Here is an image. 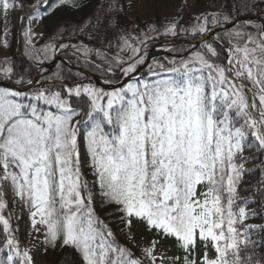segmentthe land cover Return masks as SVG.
Masks as SVG:
<instances>
[{"label":"snow or ice","instance_id":"1","mask_svg":"<svg viewBox=\"0 0 264 264\" xmlns=\"http://www.w3.org/2000/svg\"><path fill=\"white\" fill-rule=\"evenodd\" d=\"M65 3L58 0L56 6ZM47 4L36 0L22 19L38 20ZM17 8L24 9L23 0H0L5 16ZM223 20L233 22L229 15ZM206 23L207 18L192 31L205 33ZM212 23L220 21L213 16ZM176 27L173 22L166 31L175 35ZM248 27L246 22L226 33L223 59L207 44L179 64H157L139 78L132 74L144 57L121 37L134 57L126 67L117 63L131 82L116 86L119 81L106 80L111 90L83 84L64 95L0 87V183H10L28 209L35 239L45 251L59 242L78 255V264H144L96 215L82 172L86 164L104 202L118 206L126 225L136 219L160 239L174 238L184 250L183 264H264L252 238L254 232L264 234V224L247 223L258 212L240 189L248 160L264 154V25L255 31ZM23 35L27 46L36 34L28 27ZM50 50L48 45L42 51ZM76 50L85 57L94 51L87 45ZM12 71L7 67L4 74ZM72 97L80 98L77 106ZM250 194L264 201V180ZM5 207L0 195V211ZM258 207L264 210V203ZM0 225L7 248L0 264H34L10 220L0 215ZM157 243L142 250L149 264L158 259ZM199 245L204 251L196 256Z\"/></svg>","mask_w":264,"mask_h":264},{"label":"trees","instance_id":"2","mask_svg":"<svg viewBox=\"0 0 264 264\" xmlns=\"http://www.w3.org/2000/svg\"><path fill=\"white\" fill-rule=\"evenodd\" d=\"M126 1L76 0L74 5L73 0H67V3L56 6L58 0H48V4L43 5L39 9L43 18V34L35 45L26 46L23 32L27 29L28 20L22 18L30 13L32 3L31 0H23L24 9L18 8L20 14L19 22L10 28L7 34H3V40H7V47H5L7 54L5 58L0 59V81L17 87L25 86L28 84L27 81L32 80L51 60L59 57L70 67L57 63L38 79L31 90L25 92L33 93L38 89L44 88L50 91H60L62 94L67 95V88H74L76 85L83 84L93 85L87 82L84 76L73 71V69L83 70L103 83L106 80L115 83L124 78L117 61L126 62L124 64L126 67L127 62H130L134 57V53L131 48L125 46L121 37L127 40L128 44L139 48L138 55L145 57L147 53L149 54L159 44L174 41L190 42V40H196L217 28L229 25L230 23L224 22V15H229L233 22L242 17L261 16L262 22H264V4H260V0H220V11L218 13L199 17L191 16L187 4L180 2L178 4V16L175 19L162 21L157 16L148 23L133 22L127 18ZM252 4H260V6L252 8ZM51 12L57 14L53 21L49 19L53 15H49ZM213 16H216L220 21L219 24L214 25L212 23ZM205 18H207L206 27L208 30L203 34L193 32L194 26L204 23ZM173 22L177 25L175 35L166 31ZM244 23L246 22L238 23L232 28L214 34L212 39L204 41L192 51H188V48L183 46L168 48L164 56L158 57L144 68L141 77L147 76L149 68L155 69L157 64L162 63L170 66L173 61L179 64L182 60L190 58L192 53L202 51L207 44H212L220 52L221 59H223L228 48L226 33L233 31L235 27ZM247 24L250 25L247 28L248 31H255V28L260 26L258 21L247 22ZM48 45H51L53 50L45 53L42 50ZM60 45H67V47L61 48ZM82 45H87L94 51L85 57L76 50ZM97 49L99 50V55L96 54L95 50ZM7 67H11L13 71L6 76L4 69ZM110 67L111 71L109 70ZM20 79H23V83L17 84L16 81ZM71 99L74 106H77L80 102L78 97H72ZM76 119H79V117ZM81 151L82 153L85 152L83 144L81 145ZM251 151L254 152L255 149ZM245 155H249V152L246 151ZM262 161H264V154L252 156L248 160L246 168L249 171L245 174L240 185L241 195H248L249 207L258 212V215L250 216L247 221L249 224H264V210L258 207V203H264V201H257L250 194L256 191L258 181L264 180V175H262L264 173V165H262ZM82 172L84 178L89 182V188L93 192L92 207L96 215L113 231L118 243L129 248L135 257L144 260V264H149L142 257L140 250L130 246V238L128 236L130 227L121 219L123 213L117 211L118 206L104 202L98 186L94 184L95 177L86 164L82 168ZM3 201L6 207L0 211V215H4L5 218L10 220V225L14 230L13 234L20 241V246L23 249L29 239L31 229L28 209L21 202L20 216L17 222L14 223L11 219L12 202L8 204L4 198ZM252 238L259 242L256 248L257 257L264 258V234L254 232ZM4 240L5 234L2 231V225H0V249H2L0 251V259H3L6 253L4 251ZM167 241L172 248L173 257L180 258L179 261H173L172 264H183L184 250L177 246L174 238H167ZM44 248L45 246L43 245ZM45 256L51 259L50 264H70V262L78 264L79 261L78 255L72 249L61 247L59 242L55 247H48L47 251H45Z\"/></svg>","mask_w":264,"mask_h":264},{"label":"rangeland","instance_id":"3","mask_svg":"<svg viewBox=\"0 0 264 264\" xmlns=\"http://www.w3.org/2000/svg\"><path fill=\"white\" fill-rule=\"evenodd\" d=\"M185 3L188 6V10L191 16L199 17L202 15L214 14L220 11V0H127V18L131 21H141L148 23L153 21L155 17L162 21H170L178 16L179 3ZM32 5L36 3V0H31ZM53 13H49V15ZM32 15H35L32 14ZM57 14H53L49 19L50 21L56 18ZM20 20L19 9L10 10L7 16L3 12H0V59L6 57V48L4 46L3 34L5 30H10L16 23ZM27 28L31 27L32 31L36 34L32 37V44L35 45L39 38L43 34V18L40 14L38 20H33L31 24L27 22ZM154 49V48H153ZM167 48H160L154 51L155 54L159 53L164 56L166 54ZM157 59V58H156ZM52 61V60H51ZM50 61V62H51ZM141 65V64H140ZM139 68V66H138ZM135 73L132 74L134 76ZM125 77V76H124ZM141 77V76H140ZM139 78V77H138ZM131 82V81H130ZM0 192L5 201L9 204H13V211L11 219L14 223L17 222L20 216V204L21 201L15 196L14 191L10 183L3 182L0 183ZM30 235L23 249H31V253L34 258V264H50L51 259L46 258L45 251L43 249V244L38 243L35 239L37 233L33 230L30 222ZM39 227V225L37 226ZM42 232V228H41ZM129 238L130 246L136 248L142 252V250L150 245L152 241H159L156 245L155 254L158 257L156 264H160V258L164 257V264H172L173 261L166 259L168 257H173L172 248L166 239H160L155 230L149 231L146 224L142 221L133 219L132 224L129 228ZM40 240L43 239L41 235ZM4 251L7 252V248L4 247ZM203 245H199L195 253L196 256L203 254ZM209 255H212L211 250H209ZM143 257V253H142ZM144 258V257H143ZM145 259V258H144ZM147 260V259H146Z\"/></svg>","mask_w":264,"mask_h":264},{"label":"water","instance_id":"4","mask_svg":"<svg viewBox=\"0 0 264 264\" xmlns=\"http://www.w3.org/2000/svg\"><path fill=\"white\" fill-rule=\"evenodd\" d=\"M251 21H259L261 25H264V22H262L263 21L262 17H260V16H256V17H253V16H251V17H242V18H239L236 21L230 23L227 26L215 29V30H213V31H211V32H209L207 34H204L203 36L199 37L196 40H190V42L189 41H186V42L174 41V42H166V43L159 44V46L154 47V49H152L149 52V54L147 53V55L144 58V63L141 64L139 69L135 72L134 77H136V78L140 77L142 72H143V70H144V68L148 64H150L154 59H156V58H158L159 56L162 55V53L161 54H159V53L155 54L154 51L156 49L169 48V47H172V46H183V47H188L189 50L192 51V50H195L204 41L211 39L214 34L220 32V31H223L225 29L232 28L238 23L251 22ZM56 63H62L65 66L70 67L64 60H62L59 57H56L47 66H45L37 75H35V77L31 80L33 82L32 84H26L25 86L17 87V86L10 85V84H7V83L4 84V82L0 81V87H8V88H11V89H14V90H19V91L31 90L34 87V85H36V82L38 81V79L44 73H46L48 70L52 69L56 65ZM73 71H75V72L79 73L80 75L84 76L86 78L87 82L95 85L98 88H102V89H105V90H111V88H112V85H109V84L107 85V84H104V83L100 82L99 80H97V78H95L94 76H92L91 74H89V73H87V72H85L83 70L73 69ZM130 81H131L130 77H125L122 80H120L119 84H117L116 86H120V85H122L124 83H127V82H130Z\"/></svg>","mask_w":264,"mask_h":264}]
</instances>
